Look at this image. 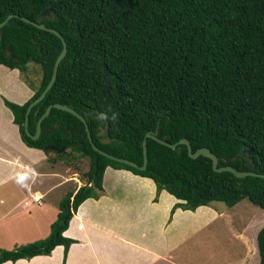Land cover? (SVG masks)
I'll return each mask as SVG.
<instances>
[{
    "label": "trees",
    "instance_id": "1",
    "mask_svg": "<svg viewBox=\"0 0 264 264\" xmlns=\"http://www.w3.org/2000/svg\"><path fill=\"white\" fill-rule=\"evenodd\" d=\"M43 23L56 30L66 44L53 86L28 116L35 134L39 118L52 104L66 105L84 116L93 144L112 156L145 170L112 161L92 149L83 123L74 115L52 108L42 120L41 134L32 140L24 132L25 112L49 82L62 50L54 34L24 23ZM0 65L19 71L34 91L23 105L4 100L22 142L55 157L88 159L85 184L66 193L45 239L0 248V264L49 256L63 246L65 263L76 241L63 235L79 206L103 195L107 167L149 178L182 203L175 208L194 211L210 203L231 208L247 200L264 210V178H236L216 172L203 156L207 148L218 167L264 175V0H0ZM41 49V51H39ZM41 69L39 84L28 80L29 68ZM25 77V78H24ZM96 116L106 119L108 129ZM112 140L104 144L100 139ZM174 208L171 210L173 213ZM259 264H264V227L256 236Z\"/></svg>",
    "mask_w": 264,
    "mask_h": 264
},
{
    "label": "crops",
    "instance_id": "2",
    "mask_svg": "<svg viewBox=\"0 0 264 264\" xmlns=\"http://www.w3.org/2000/svg\"><path fill=\"white\" fill-rule=\"evenodd\" d=\"M8 77L10 71H0L1 80ZM33 93L27 86L23 100L15 103L23 105ZM0 103V248L12 249L48 237L62 197L85 182H80L79 172L68 173L69 169L60 176L58 157L48 160L44 152L27 147L11 112ZM63 185L68 189L54 206L45 201ZM102 187L103 195L85 200L63 233L76 241L64 264H177L175 253L189 255V243H200L204 228L230 217L231 211L220 210L217 202L194 211L175 208L182 201L164 190L157 192L151 179L125 170L107 167ZM63 255V246H57L49 256L3 264H62Z\"/></svg>",
    "mask_w": 264,
    "mask_h": 264
},
{
    "label": "rangeland",
    "instance_id": "3",
    "mask_svg": "<svg viewBox=\"0 0 264 264\" xmlns=\"http://www.w3.org/2000/svg\"><path fill=\"white\" fill-rule=\"evenodd\" d=\"M6 69L4 66H0V71H10L12 77L0 79V93L5 98L2 99L0 96V101L21 102L24 93L27 91V86L23 80L18 78L19 74L16 70ZM40 77V67L32 65L29 68L28 80L37 87ZM46 156H48V160L55 157L53 153ZM58 158L60 161L58 170L62 172L60 176L63 175V172L66 174L68 169V173L77 171L80 174V182L84 184L86 180L84 174L88 170V159L68 158L65 155ZM56 182L57 180L54 181V183ZM52 185L53 183L50 184V186ZM67 189L68 185L57 188L47 196L45 201L54 206L58 195ZM217 204L219 208L221 207L220 210L226 212L230 210V213L227 212L230 217L221 218L215 224L204 228L199 234L200 243L195 245L189 243V255L181 256L180 254L177 256L175 253L173 261L177 264H258L256 236L259 230L264 227V210L252 205L247 200H242L228 210L223 203Z\"/></svg>",
    "mask_w": 264,
    "mask_h": 264
},
{
    "label": "water",
    "instance_id": "4",
    "mask_svg": "<svg viewBox=\"0 0 264 264\" xmlns=\"http://www.w3.org/2000/svg\"><path fill=\"white\" fill-rule=\"evenodd\" d=\"M12 17H13V15H10L4 21H2L0 23V29L4 25H6ZM51 18H54L52 10H46L43 13H41L40 16L37 19V22L30 21L29 19H27L25 17H19V19L21 21H23L24 23H28V24L36 27L37 29L48 31V32L56 35L62 42V50H61V52L59 53V55L57 56V58H56V60L54 62V66H53V70H52V74H51V78H50L49 82L47 83V85L44 88V90L40 93V95L35 100H33L28 105V107L26 109L25 120H24V132H25L26 136L29 137L32 140L38 139L40 134H41V123H42V120L45 117L48 116V114L50 113L52 108H55V109H58V110H61V111H65V112H68V113L74 115L77 119H79L83 123L85 131H86V134H87V138L89 139V141L91 143V146H92V149L94 151L98 152L100 155H102V156H104L107 159H110L112 161H115V162L130 166V167H133V168L138 169V170H145L146 166H147V147H146V141L145 140L143 141V145H142L143 163H142L141 166H138L136 163H134L132 161L112 156V155H110V154H108V153H106V152H104L102 150H99L93 144V142L91 140V137H90L89 128H88V125L86 123V119L84 118V116L80 115L74 109H72L71 107H68L66 105L52 104V105L48 106L46 108V111L44 112V114L39 118V120L37 122L35 134H31L29 132V130H28V116H29V113L32 110V108L35 105H37L45 97V95L47 94L49 89L53 86V84L55 82V79H56L59 63L64 59V57L66 55V44H65L63 38L61 37V35L56 30L46 27L44 25V23H43L45 20L51 19ZM39 51H41V49H39ZM95 118L100 120L102 124H105V127H102V126L99 127L100 131L98 133L99 136L104 135L106 133L107 129H108V124H107L106 119L103 118L102 116H96ZM157 134H158V129L156 131H154V132L149 131L146 134V138H150L152 140H155L156 142H158V143H160L162 145H166V146L170 147L171 149H175L177 145H181V144L185 145L186 148H187V153H188L190 158L196 159L199 156H203V157L209 158L212 161V168L216 172H230L238 179H242V178H245V177H248V176L264 178V175L256 174V173H253L251 171H238V170L232 168L229 165L224 166V167H218V158L214 154H212L209 149H207V148H199L195 152H192L191 145L186 139H181L175 144H168V143L164 142L163 140L159 139L157 137ZM100 140L104 144H108V143L112 142V140L107 138V137H104V138H102Z\"/></svg>",
    "mask_w": 264,
    "mask_h": 264
}]
</instances>
